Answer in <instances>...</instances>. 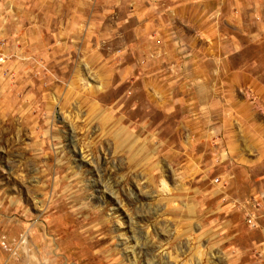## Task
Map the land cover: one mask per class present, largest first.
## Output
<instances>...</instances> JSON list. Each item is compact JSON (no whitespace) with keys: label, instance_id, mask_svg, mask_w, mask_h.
Returning <instances> with one entry per match:
<instances>
[{"label":"rangeland","instance_id":"obj_1","mask_svg":"<svg viewBox=\"0 0 264 264\" xmlns=\"http://www.w3.org/2000/svg\"><path fill=\"white\" fill-rule=\"evenodd\" d=\"M136 2L0 0V264H264L247 117H187L163 80L198 54L137 52Z\"/></svg>","mask_w":264,"mask_h":264},{"label":"crops","instance_id":"obj_2","mask_svg":"<svg viewBox=\"0 0 264 264\" xmlns=\"http://www.w3.org/2000/svg\"><path fill=\"white\" fill-rule=\"evenodd\" d=\"M148 2L156 8L145 7L144 0H138L139 7L134 8L133 32L140 36L135 50L166 52L168 57L176 53L177 47L186 54L197 53L183 66L169 64L172 71L164 83L170 86L175 101L182 102L187 117L192 108L196 118L209 101L224 112V105L231 102L239 121L247 117V126L233 129V155L253 165L262 162L264 60L259 54L264 48V0ZM192 74L195 76H189Z\"/></svg>","mask_w":264,"mask_h":264}]
</instances>
